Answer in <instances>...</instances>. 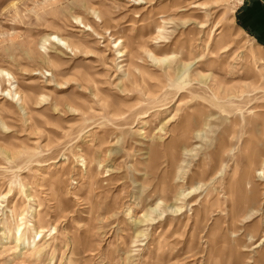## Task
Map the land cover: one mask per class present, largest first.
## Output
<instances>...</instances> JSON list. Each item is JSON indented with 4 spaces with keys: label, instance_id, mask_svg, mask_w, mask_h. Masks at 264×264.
Returning a JSON list of instances; mask_svg holds the SVG:
<instances>
[{
    "label": "rangeland",
    "instance_id": "rangeland-1",
    "mask_svg": "<svg viewBox=\"0 0 264 264\" xmlns=\"http://www.w3.org/2000/svg\"><path fill=\"white\" fill-rule=\"evenodd\" d=\"M252 1L0 0V264H264Z\"/></svg>",
    "mask_w": 264,
    "mask_h": 264
},
{
    "label": "bare ground",
    "instance_id": "bare-ground-1",
    "mask_svg": "<svg viewBox=\"0 0 264 264\" xmlns=\"http://www.w3.org/2000/svg\"><path fill=\"white\" fill-rule=\"evenodd\" d=\"M127 1H130V0H127ZM134 2H140L141 0H133ZM189 9H203L205 6H206V3H204V2H193V1H190L189 3ZM172 8H177V7H172ZM164 10H166V8H162V11H164ZM178 12H181V10H182V6H178ZM186 11V10H185ZM162 16V15H161ZM164 17V16H163ZM163 17H161V18H163ZM76 20V23H80V24H82V22L80 21V20H78V19H75ZM162 20V22H161V24H158L157 26H156V29L158 30L157 31V33L159 34V36L157 37V39L158 40H161V39H164L163 38V36H162V33H164L165 32V25H168V24H170L172 21L170 20V19H168L167 17H165V18H163V19H161ZM207 27V25H206V22H203V23H200V27L199 28H201V29H204V28H206ZM89 28V27H88ZM220 33V32H219ZM46 43H50V44H56L58 47H61V48H65V49H67V50H69L70 52L72 51L71 49H70V47H69V45L65 42V41H63L61 38H59V37H57V36H55V35H48L45 39H44V41H43V44H42V47L44 46V44H46ZM167 43H168V41H167ZM47 45V44H46ZM45 48V47H44ZM118 54L120 55V57H122L123 55H122V52L120 51V52H118ZM152 61L153 62H157V63H159V62H162V61H160V60H158V59H154V58H152ZM163 61H165V60H163ZM0 75H2V76H4V77H6L7 78V80L9 81L10 79H12V77H11V75L9 74V73H7V72H4V71H1L0 72ZM6 94H7V96H11V93H10V91H6ZM12 99H18V102H20L21 103V99H19V96L17 95V93H13L12 94ZM264 161V160H263ZM262 167L261 168H257V170H255L256 171V173H258V175H264V162L262 163ZM247 184H249V183H247ZM235 192L237 193V194H241L244 198L246 197V194H245V188H243L242 187V185H236V187H235ZM248 197H246V199H247ZM245 200V199H244ZM250 203L252 204L251 205V207H250V209L251 210H253L254 208H255V203H254V198H252L251 200H250ZM206 209V208H205ZM233 210V209H232ZM236 212V211H235ZM250 212V211H249ZM251 212H253V211H251ZM256 212V211H255ZM232 214H234V212H232ZM251 214V213H250ZM235 216L237 215V212L234 214ZM251 216V215H250ZM32 226V225H31ZM34 227V226H33ZM35 228V227H34ZM36 234H38V233H36Z\"/></svg>",
    "mask_w": 264,
    "mask_h": 264
},
{
    "label": "crops",
    "instance_id": "crops-1",
    "mask_svg": "<svg viewBox=\"0 0 264 264\" xmlns=\"http://www.w3.org/2000/svg\"><path fill=\"white\" fill-rule=\"evenodd\" d=\"M246 3H247V2H246ZM251 4L253 5V7H254L255 9H256L257 7H258V8H261V6L259 5V3H258L257 0H253V1L251 2ZM253 7H252L251 5H249V4H247V5L245 6L244 11L249 10L248 14L246 13V16L244 17V19H246V21H248V20L251 19V16H248V15H251V14H253V13H256V12H255L256 10H254ZM261 9H262V8H261ZM244 15H245V13H244ZM263 16H264V14H263ZM258 19H259V18H258ZM258 23H259V26L257 27V30H259V31H264V18L259 19ZM255 25H256V24H254V27H256ZM252 27H253V26H252Z\"/></svg>",
    "mask_w": 264,
    "mask_h": 264
}]
</instances>
